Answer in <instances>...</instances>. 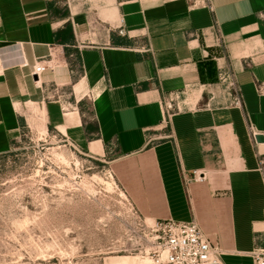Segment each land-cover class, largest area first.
Segmentation results:
<instances>
[{"label":"crops","instance_id":"crops-1","mask_svg":"<svg viewBox=\"0 0 264 264\" xmlns=\"http://www.w3.org/2000/svg\"><path fill=\"white\" fill-rule=\"evenodd\" d=\"M113 1L98 13L129 29L85 43L88 15L75 0H0V155L21 126L18 105L42 101L53 125V87L86 89L92 141L105 150L116 140L117 176L139 213L194 216L222 264H254L264 245V142L250 130L264 136V0ZM195 171L203 179L185 182Z\"/></svg>","mask_w":264,"mask_h":264},{"label":"rangeland","instance_id":"rangeland-1","mask_svg":"<svg viewBox=\"0 0 264 264\" xmlns=\"http://www.w3.org/2000/svg\"><path fill=\"white\" fill-rule=\"evenodd\" d=\"M75 3L88 15L85 43L129 29L98 13L113 0ZM133 25L136 32L142 24ZM73 88L53 87V125L42 101L17 106L21 126L0 155V264H152L154 220L139 213L117 176L116 140L105 150L92 141L91 96Z\"/></svg>","mask_w":264,"mask_h":264},{"label":"built area","instance_id":"built-area-1","mask_svg":"<svg viewBox=\"0 0 264 264\" xmlns=\"http://www.w3.org/2000/svg\"><path fill=\"white\" fill-rule=\"evenodd\" d=\"M198 1L196 0V3ZM206 1L202 0L200 3H205ZM259 16L264 20V12H261ZM45 68V64H36L33 69V75L39 76ZM229 85L235 92L236 104L242 105L241 89L237 82L231 78ZM259 91H264V83L260 84ZM176 97L177 94H175V97L170 95L168 99L164 97L165 105L168 109L173 108V102ZM250 130L253 138H255L256 130L252 125ZM192 179L202 180L203 176L195 171L192 178L185 177V182ZM152 229L158 233L157 245L148 252V258L152 264H222V249L218 244L212 242L203 231L196 217L193 216L190 220H154ZM256 234L257 240L264 241V218L263 228L256 230ZM251 256L254 264H264V245L255 246L251 251Z\"/></svg>","mask_w":264,"mask_h":264},{"label":"water","instance_id":"water-1","mask_svg":"<svg viewBox=\"0 0 264 264\" xmlns=\"http://www.w3.org/2000/svg\"><path fill=\"white\" fill-rule=\"evenodd\" d=\"M256 140H257V142H264V136L258 134V135H256Z\"/></svg>","mask_w":264,"mask_h":264}]
</instances>
